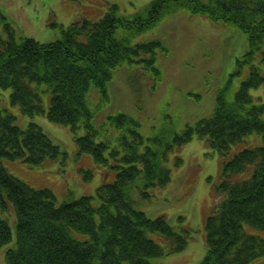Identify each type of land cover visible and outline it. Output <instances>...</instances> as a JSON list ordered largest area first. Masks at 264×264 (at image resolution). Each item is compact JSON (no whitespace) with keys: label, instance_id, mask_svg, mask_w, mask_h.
<instances>
[{"label":"trees","instance_id":"trees-1","mask_svg":"<svg viewBox=\"0 0 264 264\" xmlns=\"http://www.w3.org/2000/svg\"><path fill=\"white\" fill-rule=\"evenodd\" d=\"M146 9L128 17L112 4L101 19L74 20L62 29L60 39L42 43L17 35L0 8V88H12L13 103L31 118L47 113L51 121L70 126L80 152L113 168L103 173L99 203L94 195H67L57 205L52 189L33 187L13 175L3 159L41 165L66 152L38 122L23 129L0 104V209L12 207L16 219V247L6 250V264H154L152 257L183 250L190 228L179 232L165 217H152L137 203L150 200L156 188L171 181L165 162L194 135L226 153L255 131L263 143L239 150L225 162L216 188L220 200L206 221L207 253L197 264H264L254 263L264 256V237L246 229L264 230V102L254 101L251 94L264 83V0H153ZM181 9L244 32L249 41L244 61H254L251 73L233 94L228 87L220 89L213 113L181 131L162 126L146 134L139 117L123 111L97 126L91 87L108 98L115 69L140 60H148L160 79L155 54L165 49L161 41L132 46L130 37ZM44 92H50L47 109ZM152 232L179 244L166 247ZM12 239L10 223L0 216V248Z\"/></svg>","mask_w":264,"mask_h":264},{"label":"rangeland","instance_id":"rangeland-1","mask_svg":"<svg viewBox=\"0 0 264 264\" xmlns=\"http://www.w3.org/2000/svg\"><path fill=\"white\" fill-rule=\"evenodd\" d=\"M152 1L0 0V8L17 35L46 43L60 39L62 29L74 20L101 19L112 4L119 6L122 15L131 17L146 11ZM138 33L130 37L132 46L158 40L165 47L158 48L155 54L162 77L158 79L154 75L148 60L118 66L108 83V98L102 99L97 87H91L89 99L97 108L94 118L97 126L109 123V115L123 111L138 116L146 134L162 126L181 131L187 124L210 116L219 90L228 87L233 94L252 71L254 61H244L249 49L247 35L229 23L215 22L204 14H191L185 9L172 11L156 26ZM3 36L11 38L6 30ZM261 73L264 76V66ZM11 93L12 88H0L1 108L14 114L15 123L23 129L30 121L38 122L66 156L49 158L41 165L4 158V166L33 187L52 189L57 205L67 195L74 198L94 195L95 203H99L97 188L106 180L103 173L113 168L96 163L91 153L80 152L70 126L51 121L47 113L34 118L25 114L19 104L13 103ZM43 94L47 109L50 92ZM251 94L254 101L264 102V83L253 88ZM78 133L84 134L85 128L81 127ZM262 143V136L255 131L233 144L228 152L221 153L212 148L206 137L194 135L169 154L165 165L171 169V181L156 188L150 200H142L137 206L152 217H165L179 232L185 228L191 232L183 250L152 257L154 264H197L204 259L208 249L206 221L220 200L216 188L222 181L225 162L239 150ZM88 171L92 173L90 177ZM111 177L110 173L107 179ZM0 216L13 229V239L0 248V264H6V250L16 247V219L12 207L0 209ZM246 229L264 237V230L247 226ZM150 235L166 247L179 244L159 233ZM262 261L264 256L254 263Z\"/></svg>","mask_w":264,"mask_h":264}]
</instances>
